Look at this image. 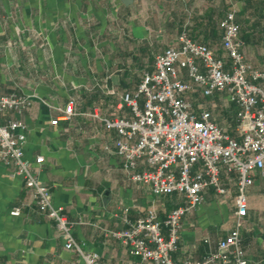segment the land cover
<instances>
[{"label":"crops","instance_id":"0c3cea01","mask_svg":"<svg viewBox=\"0 0 264 264\" xmlns=\"http://www.w3.org/2000/svg\"><path fill=\"white\" fill-rule=\"evenodd\" d=\"M253 17H243V0H0V94L28 96L21 113L4 111L2 123L25 125L23 151L36 165L38 179L54 205L74 222L72 235L98 264H151L130 255L108 235L155 210L159 219L181 205L177 195L155 196L130 181L115 153L116 132L90 116L129 118L120 97L136 90L154 59L178 46L186 28L192 40L228 61L218 22L231 10L240 27L238 40L254 68L264 70V0H255ZM249 20V23L248 21ZM194 109L212 113L216 124L239 140L238 108L225 93L189 95ZM72 102L75 115L62 111ZM147 169L141 162L137 170ZM0 162V264H83L64 248L54 223L40 213L22 177ZM226 194L203 192V202L181 223L175 262H199L231 231L237 194L234 177H221ZM14 207L19 216H11ZM247 264H264V171L256 172L247 191L241 228Z\"/></svg>","mask_w":264,"mask_h":264},{"label":"built area","instance_id":"2783aa9c","mask_svg":"<svg viewBox=\"0 0 264 264\" xmlns=\"http://www.w3.org/2000/svg\"><path fill=\"white\" fill-rule=\"evenodd\" d=\"M218 27L228 61L192 40L183 28L178 46L157 54L153 71L143 72L136 90L121 95V105L128 109L129 118L100 117L97 111L90 114L116 132L115 153L130 181L149 187L155 196L177 195L181 199V205L163 219L149 208L132 222L125 210L123 221L127 227L108 233L123 243L130 255L144 262L247 264L241 228L247 213V191L254 184L255 173L264 171V70L246 61L234 10L225 14ZM197 91L206 97L226 94L238 108L239 140L219 127L209 110L194 109L189 95ZM30 105L28 96L0 94V116L4 111L21 113ZM74 115L69 102L62 116L67 120ZM25 129L18 119L0 121V162L22 177L36 209L54 223L64 248L76 253L83 264H98V255L85 251L75 241V223L67 218L63 207L53 204L49 188L38 179L35 168L44 163L43 157H25ZM141 162L147 169L137 170ZM223 175L234 177L237 191L231 231L201 261L175 262L172 254L178 250L182 220L201 205L205 189L226 194L221 183ZM20 213L19 207L10 211L11 216Z\"/></svg>","mask_w":264,"mask_h":264},{"label":"trees","instance_id":"16d2710c","mask_svg":"<svg viewBox=\"0 0 264 264\" xmlns=\"http://www.w3.org/2000/svg\"><path fill=\"white\" fill-rule=\"evenodd\" d=\"M244 2V7L243 10L240 12L239 16L243 17L245 15V13H249L251 14L253 17L255 16V12L256 9L258 8L256 5V1L255 0H243ZM264 7V5H263ZM249 23V20H247Z\"/></svg>","mask_w":264,"mask_h":264}]
</instances>
